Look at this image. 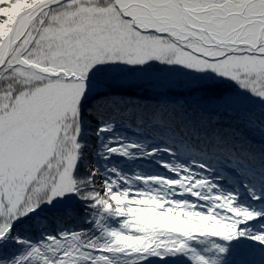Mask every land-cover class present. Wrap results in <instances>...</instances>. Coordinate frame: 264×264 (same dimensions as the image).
I'll return each mask as SVG.
<instances>
[{
  "label": "snow or ice",
  "instance_id": "snow-or-ice-1",
  "mask_svg": "<svg viewBox=\"0 0 264 264\" xmlns=\"http://www.w3.org/2000/svg\"><path fill=\"white\" fill-rule=\"evenodd\" d=\"M0 264H264V0H0Z\"/></svg>",
  "mask_w": 264,
  "mask_h": 264
}]
</instances>
